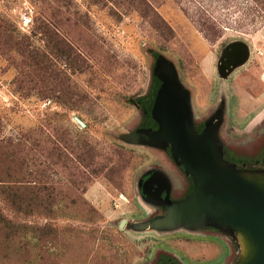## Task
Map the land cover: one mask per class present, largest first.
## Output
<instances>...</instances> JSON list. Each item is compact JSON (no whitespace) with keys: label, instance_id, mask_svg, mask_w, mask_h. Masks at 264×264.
<instances>
[{"label":"rangeland","instance_id":"1","mask_svg":"<svg viewBox=\"0 0 264 264\" xmlns=\"http://www.w3.org/2000/svg\"><path fill=\"white\" fill-rule=\"evenodd\" d=\"M152 1L171 37L128 0H0V264L255 263L226 203L173 217L198 186L156 112L172 84L196 143L264 185V20L211 0L208 41Z\"/></svg>","mask_w":264,"mask_h":264},{"label":"water","instance_id":"2","mask_svg":"<svg viewBox=\"0 0 264 264\" xmlns=\"http://www.w3.org/2000/svg\"><path fill=\"white\" fill-rule=\"evenodd\" d=\"M159 101L156 119L160 133L170 136L178 157L198 186L190 201L175 208L173 217L177 219L183 214L192 220L205 216L214 203H226L236 212L228 213L230 225L245 230L257 245L254 264H264V185L220 168L210 138H204L201 145L196 143L189 129L188 106L172 84L164 90ZM150 185L157 184L151 179L143 187L148 197ZM159 188H155L154 195L161 192Z\"/></svg>","mask_w":264,"mask_h":264},{"label":"trees","instance_id":"3","mask_svg":"<svg viewBox=\"0 0 264 264\" xmlns=\"http://www.w3.org/2000/svg\"><path fill=\"white\" fill-rule=\"evenodd\" d=\"M129 3L136 9L139 15L146 19L149 24L165 33L172 36L170 27L159 17L153 6L152 0H128ZM177 3L182 12L195 22L199 32H201L208 41H213L219 38L225 28V23L215 17L212 10V1L208 0H173ZM250 11L259 12V16L264 20V0H250L248 2Z\"/></svg>","mask_w":264,"mask_h":264},{"label":"crops","instance_id":"4","mask_svg":"<svg viewBox=\"0 0 264 264\" xmlns=\"http://www.w3.org/2000/svg\"><path fill=\"white\" fill-rule=\"evenodd\" d=\"M226 119H227V118H226ZM226 119L223 120L222 127H218L219 129L222 130V129L225 127V125L227 124Z\"/></svg>","mask_w":264,"mask_h":264},{"label":"flooded vegetation","instance_id":"5","mask_svg":"<svg viewBox=\"0 0 264 264\" xmlns=\"http://www.w3.org/2000/svg\"><path fill=\"white\" fill-rule=\"evenodd\" d=\"M181 176V178H180V180H181V185L185 188V185H184V179L182 180V178L184 177L182 174L180 175Z\"/></svg>","mask_w":264,"mask_h":264}]
</instances>
